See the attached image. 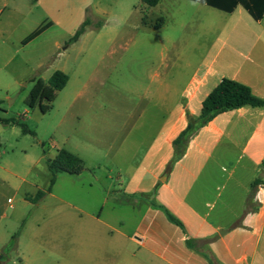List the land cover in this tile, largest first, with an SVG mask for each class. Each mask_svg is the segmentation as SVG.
Masks as SVG:
<instances>
[{
    "label": "crops",
    "instance_id": "1",
    "mask_svg": "<svg viewBox=\"0 0 264 264\" xmlns=\"http://www.w3.org/2000/svg\"><path fill=\"white\" fill-rule=\"evenodd\" d=\"M79 1L80 11L88 15L90 23L104 17L105 10L96 8L95 0ZM115 1L111 10L121 9V0ZM173 5L171 0H160L148 8L140 0L130 4L127 16L119 21L132 35L141 29L158 33L171 16ZM179 5L184 12L188 5L193 10L176 23L179 35L156 38L162 48H179L171 57L172 69L177 70L167 71L169 56L160 52V68L145 75L142 93L130 91L136 105L128 109L126 123L116 124L118 133L121 129L126 134L108 142L107 152L113 155L103 174L114 182L106 193L114 203L112 209H127V216L118 217L113 224L102 218L103 205L109 197L94 213L85 210V197L80 204L59 199L76 212L64 218L65 234L70 240L80 241L89 237L98 240L105 234L109 245L104 248L113 255V264H212L209 257L215 264H264V108L244 106L217 115L188 139L180 159L165 173L173 157V141L187 126V114L198 117L203 101L222 79L242 84L264 100V19L255 21L241 6L228 14L190 0H179ZM53 8L62 16L67 35L51 45L39 43L31 54L27 51L30 44L56 25L48 20ZM70 12L71 0H0V93L6 99L19 95L23 82L33 73L48 81L54 72L61 71L67 75V83L51 107L41 113L45 115L54 107L71 79L66 61L59 62L80 44L88 28L76 42L60 51L63 40L70 35L71 29L66 26ZM40 15L43 22L39 21ZM45 23L51 26L23 44ZM94 50L98 52L97 47ZM54 51V63L44 68ZM114 54V49L99 52L98 63L109 64ZM104 76L93 70L79 90L66 91L70 98L59 126L80 123L82 119L84 125L76 137L65 138L61 147L50 141L47 147L41 144L39 151L38 145L29 144L28 135L17 126L0 123V263L9 264L15 253L18 264H25L22 237L29 225L39 228L40 221L33 216L49 206L47 200L55 198L53 187L58 174L47 192L51 179L47 159H54L60 149H65L79 157L85 167L79 175L64 174L69 182H80L81 192L98 183L96 174L101 166L88 165L86 157L103 152L102 141L88 134L96 136L99 127L96 109L100 107L99 87ZM0 112L8 113L2 107ZM24 117L26 112L15 119L22 122ZM39 191L44 196L31 202L29 199ZM153 191V198H141ZM253 207L255 212L245 214V209ZM164 210L183 228L171 223ZM79 256L87 261L86 248L79 250ZM16 260L12 264H17Z\"/></svg>",
    "mask_w": 264,
    "mask_h": 264
},
{
    "label": "rangeland",
    "instance_id": "2",
    "mask_svg": "<svg viewBox=\"0 0 264 264\" xmlns=\"http://www.w3.org/2000/svg\"><path fill=\"white\" fill-rule=\"evenodd\" d=\"M171 1L175 5L170 10L171 16L167 17L166 24L160 32L156 33L153 29H141L135 32L134 35L127 28H124L119 18H125L128 6L130 4H137L140 0H121V9L115 8L114 10H111V8L116 2L115 0L93 1L96 8L105 10V15L104 17L99 16L93 19L86 32L81 36L82 40L80 44L71 48L67 58L60 60L59 63L66 61L64 63L67 66L71 79L66 89L59 94L54 107L45 115L41 113L38 107L31 110L24 103L33 86L31 80L38 78L35 73L23 82V88L19 95L15 94L10 99H6L5 95L0 93V100L2 102L0 107L8 111L6 115L0 112V116L16 118L17 116L24 115L26 112V117L22 119V122L26 124L29 130L34 132V136L28 135L26 139L29 144H37L39 151H41V144L47 147L50 141L57 142L61 147V142L65 138L68 136L76 137L80 126L84 125L82 119L80 123L74 122L73 125L67 123L59 126L60 120L63 118L66 110V102L70 98L69 95L67 96L66 91L73 93L79 90L82 83L86 80V76L93 70L97 69L98 72L100 71L102 75H105L104 79H102L103 84L101 83L99 87L101 97L98 103L100 107L98 106L96 109L99 127L97 128L96 136L91 133L88 134V137H97L102 141L100 149L103 152H100L102 156H99V154L97 157L91 155L86 157L88 165L100 164L101 170L96 174L99 181L97 184H94L93 189L88 188L86 191L81 192L80 182L72 184L69 182L70 180L68 179L70 178L67 175H57L58 178L53 187L55 198L47 200L46 203L49 202V206L37 210L33 216L34 219L40 221L39 228L29 225L22 237V251L26 258L25 264H64L65 261L75 264H113V255H109V252L107 253L104 248L105 245H109V241L106 237L104 238L105 234H103V238H99L98 240L91 237L81 241L68 239L65 234L64 218L73 216L76 212L64 205L59 199L64 200V198H67L72 202L80 204L81 198L85 197V210L94 213L99 208V204L103 203L102 200L109 197L103 205L102 218L113 224L118 217L127 216V209L119 210L117 207H115V210L112 209L114 203L111 196L106 193L114 182L110 178L106 179V176L103 174L104 168H108V165L111 163L113 155V152H107L108 142L112 138L122 137L126 134V130H123L124 133H121V129L118 133L116 124L118 121L120 125L127 122L128 109L136 105L133 93H142L146 81L145 75L160 68V52L169 56L168 61L170 63L168 62V65L170 67L167 71L177 70L172 69L171 57L176 52H179V48H162L157 43L156 38L158 36L175 38L179 35L176 23L179 22V19L186 18V16L189 17L193 10L188 5V8H186L187 12H184L180 9L182 5H179V0ZM81 5V1L71 0L70 23L66 24L67 27H70L71 31L70 35L63 40L65 43L60 48V51L70 46L67 45L68 40L74 35L80 23L84 20L85 16L80 11ZM54 8L50 11L51 15L48 17V20L56 23L55 27L44 34L39 40L30 44L27 51H30L31 54L35 51L34 49L38 48L39 43L45 42L44 44L47 45L48 43V45H51L54 40H62L61 38L67 35L64 30L65 22L62 16L54 13ZM112 13L114 14L113 16ZM87 16L85 19L88 18ZM40 20H44L42 15L39 16ZM66 22H68L67 19ZM95 47L98 49L97 53L94 50ZM88 49L94 51L92 53H85ZM112 49H114L115 54L113 57L111 56L109 64L106 61L100 65L97 57L99 52H106ZM54 57H56V51L53 52L52 60L49 59L44 62V68L54 63ZM56 63H58V60ZM112 65L114 66L113 68L111 67ZM130 91H133V93ZM113 124L115 125L114 127ZM72 130H75V132L72 133ZM66 189H69L68 194H66ZM8 197L11 198V195H8ZM30 246L33 248L30 249ZM85 248L88 253L86 262L83 259L81 260L79 256V250H84ZM16 256L15 253L11 254L12 261L16 260ZM5 258H8V256L6 255ZM12 261L9 264H12ZM16 263L18 264V259ZM0 264L7 263L3 261Z\"/></svg>",
    "mask_w": 264,
    "mask_h": 264
},
{
    "label": "trees",
    "instance_id": "3",
    "mask_svg": "<svg viewBox=\"0 0 264 264\" xmlns=\"http://www.w3.org/2000/svg\"><path fill=\"white\" fill-rule=\"evenodd\" d=\"M148 8L155 7L160 0H141ZM196 3L207 5L211 8L217 9L225 13H231L237 6L243 7L247 13L255 20L261 21L264 19V0H190ZM90 25V20L86 18L74 35L68 40L67 45H70L78 40L84 33L85 28ZM51 26V23H45L34 30L25 40L23 44H27L41 35ZM68 77L61 71H56L52 74L48 81L41 78L33 79V87L30 90L29 96L26 100L28 108L33 109L39 107L42 113H45L50 107L59 91H61L66 83ZM45 103V104H43ZM244 106L261 107L264 108V100L255 97L251 90L237 82L222 79L219 84L208 94L202 103V108L198 117L193 118L187 114V126L173 141V157L168 163L165 173L168 174L174 163L180 159L185 143L191 138L197 130L205 126L217 115L239 109ZM0 123L4 125L17 126L22 134L34 136V132L15 118L1 119ZM47 168L51 173L50 184L47 192H50L51 187L55 183L57 174L79 175L85 170L83 161L65 149H60L54 159L46 160ZM258 184L256 181L253 184L254 190ZM44 196V193L39 191L31 202H37ZM154 191L148 195H141V198L149 200L153 198ZM154 204V203H153ZM156 206V205H154ZM160 208L159 206H156ZM256 211V207L245 209V214ZM167 219L176 226L183 228L182 224L176 220L170 213L164 210ZM236 223L235 226H238ZM15 238L12 239L11 246ZM187 244L191 246L190 241ZM212 264H215L213 259L209 257Z\"/></svg>",
    "mask_w": 264,
    "mask_h": 264
},
{
    "label": "built area",
    "instance_id": "4",
    "mask_svg": "<svg viewBox=\"0 0 264 264\" xmlns=\"http://www.w3.org/2000/svg\"><path fill=\"white\" fill-rule=\"evenodd\" d=\"M8 202H10V201H8Z\"/></svg>",
    "mask_w": 264,
    "mask_h": 264
}]
</instances>
